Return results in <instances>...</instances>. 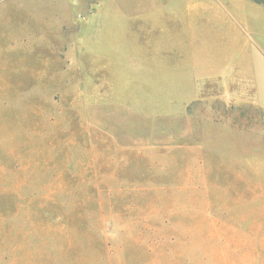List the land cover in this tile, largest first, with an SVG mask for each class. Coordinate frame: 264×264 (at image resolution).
Wrapping results in <instances>:
<instances>
[{
    "label": "rangeland",
    "instance_id": "1",
    "mask_svg": "<svg viewBox=\"0 0 264 264\" xmlns=\"http://www.w3.org/2000/svg\"><path fill=\"white\" fill-rule=\"evenodd\" d=\"M11 1L0 264H264V0Z\"/></svg>",
    "mask_w": 264,
    "mask_h": 264
},
{
    "label": "crops",
    "instance_id": "2",
    "mask_svg": "<svg viewBox=\"0 0 264 264\" xmlns=\"http://www.w3.org/2000/svg\"><path fill=\"white\" fill-rule=\"evenodd\" d=\"M31 1H33V4H30V2H29V8L30 9H43L44 10V8L46 7L45 8L46 11L47 12H51L53 17H56V18L58 17V18H62L63 19V21H61L60 23H57V25L52 27L50 29V31L46 32V34H45L46 36L42 37L41 39L50 40V41L51 40L52 41L53 40L59 41L58 43L50 44L51 46H65V45H67L68 44L67 43V39H68L67 31H68V28L64 29L63 28V24L69 23V19L67 18V15H69V12H70L69 8H71L70 7V0H31ZM18 2H21V3L25 4L26 0H12L11 2H9L7 4L6 8H8L10 6H14L12 8V10H17L16 6L18 5ZM145 4H147V2ZM136 9H137L136 12H138V14L143 12V11H145V10H148V8L146 6L145 7L142 6V8L138 7ZM122 10H124L125 12L127 11V9H124V8ZM31 11L32 10H29V13H27V14H30ZM106 11L110 12L111 10L107 9ZM1 13L3 14V12H0V15H2ZM12 17L13 18H18L19 14H16V15L12 14L11 18ZM64 30H66V31L64 32ZM34 32L37 33L35 35H38L37 31H34ZM32 33L30 32V37L31 38L33 36H35ZM52 34L56 35L57 39L51 37ZM36 38H38V37H36ZM262 108H264V106H262Z\"/></svg>",
    "mask_w": 264,
    "mask_h": 264
}]
</instances>
